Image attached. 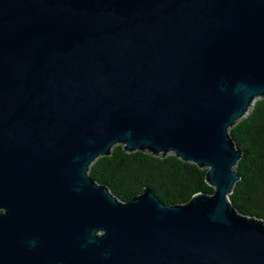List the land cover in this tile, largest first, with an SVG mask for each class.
Returning <instances> with one entry per match:
<instances>
[{"label": "water", "instance_id": "1", "mask_svg": "<svg viewBox=\"0 0 264 264\" xmlns=\"http://www.w3.org/2000/svg\"><path fill=\"white\" fill-rule=\"evenodd\" d=\"M264 97V0H0V264H264L229 133ZM116 145L208 169L214 195L129 202Z\"/></svg>", "mask_w": 264, "mask_h": 264}, {"label": "trees", "instance_id": "2", "mask_svg": "<svg viewBox=\"0 0 264 264\" xmlns=\"http://www.w3.org/2000/svg\"><path fill=\"white\" fill-rule=\"evenodd\" d=\"M252 104L229 131L242 154L235 167L241 179L230 199L240 214L264 221V97ZM207 172L173 153H128L123 145H116L110 156L100 157L90 166L88 175L124 203L148 188L166 205H184L199 193L214 195L215 189L206 181Z\"/></svg>", "mask_w": 264, "mask_h": 264}, {"label": "flooded vegetation", "instance_id": "3", "mask_svg": "<svg viewBox=\"0 0 264 264\" xmlns=\"http://www.w3.org/2000/svg\"><path fill=\"white\" fill-rule=\"evenodd\" d=\"M0 213H1V211H0Z\"/></svg>", "mask_w": 264, "mask_h": 264}]
</instances>
